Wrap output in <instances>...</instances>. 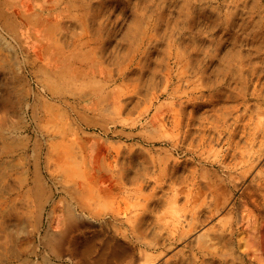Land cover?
Segmentation results:
<instances>
[{
    "label": "rangeland",
    "instance_id": "rangeland-1",
    "mask_svg": "<svg viewBox=\"0 0 264 264\" xmlns=\"http://www.w3.org/2000/svg\"><path fill=\"white\" fill-rule=\"evenodd\" d=\"M264 264V0H0V264Z\"/></svg>",
    "mask_w": 264,
    "mask_h": 264
},
{
    "label": "bare ground",
    "instance_id": "bare-ground-1",
    "mask_svg": "<svg viewBox=\"0 0 264 264\" xmlns=\"http://www.w3.org/2000/svg\"><path fill=\"white\" fill-rule=\"evenodd\" d=\"M98 247L93 241L86 240L76 248L77 264H130L125 249L109 238H98Z\"/></svg>",
    "mask_w": 264,
    "mask_h": 264
}]
</instances>
